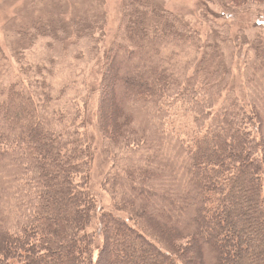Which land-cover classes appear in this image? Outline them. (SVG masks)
Returning <instances> with one entry per match:
<instances>
[{
  "label": "trees",
  "instance_id": "trees-1",
  "mask_svg": "<svg viewBox=\"0 0 264 264\" xmlns=\"http://www.w3.org/2000/svg\"><path fill=\"white\" fill-rule=\"evenodd\" d=\"M122 7L92 98L78 61L103 16L32 10L18 49L47 33L43 57L18 53L12 72L0 49V264H264V39H203L154 0ZM72 47L82 85L58 81ZM240 57L248 103L231 85ZM89 100L112 210L89 190Z\"/></svg>",
  "mask_w": 264,
  "mask_h": 264
},
{
  "label": "rangeland",
  "instance_id": "rangeland-1",
  "mask_svg": "<svg viewBox=\"0 0 264 264\" xmlns=\"http://www.w3.org/2000/svg\"><path fill=\"white\" fill-rule=\"evenodd\" d=\"M123 1L124 0H0V49L2 53L8 58L7 64L10 66L12 72H17L16 60L18 53L26 56L32 61L33 59L43 57L47 52V44L44 40L47 33H44L33 50L28 52H20L19 43L21 39L16 35L19 30L21 22H27L28 16L32 15V10H44L46 8H54L59 3L60 8L57 10L62 19L67 22L70 18L76 15H85L94 12L99 16H103V31L100 42L96 40L85 42L89 56L78 61V69L86 78L87 91H91V98L93 94L97 93L101 82L103 71V56L105 50L113 43L114 39L119 33L123 19ZM162 5L165 9L170 10L173 14L182 17L187 21L191 28L200 33L203 39H207L208 34L215 32L222 38H247L250 43L255 40L264 39V5H258L252 0H249L248 5H239L234 0H154ZM37 5V6H36ZM230 11V12H229ZM39 15V14H37ZM215 30L212 31L211 29ZM225 29V30H222ZM39 32V36H40ZM97 35V34H95ZM24 45H28V40L24 39ZM72 41H75L73 39ZM22 43V42H21ZM53 40H51V45ZM50 45V46H51ZM49 46V48H50ZM249 46V45H248ZM248 46L243 47V53ZM64 47H59L56 43V51L61 52ZM84 48L77 49L72 47L68 49L66 57H62L64 62L57 70L58 81L62 84L71 82L72 84L82 85L84 81L71 80L74 76V63L77 55H80ZM86 54V52H83ZM66 54V55H67ZM85 57V56H83ZM1 68V66H0ZM19 68V67H18ZM234 68L237 72L238 79L233 78L232 86L236 90V94L241 101L248 103L247 93L244 89L243 75L241 76L242 57L236 59ZM238 83L241 87L238 86ZM70 84V83H68ZM230 85V86H231ZM90 112L87 116L88 125L87 133L92 144L93 156L91 162V176H90V192L95 195L100 207L105 210H112V202L106 192L102 190V182L106 173L109 171L111 161L106 154L105 140L99 130L96 116V106L94 101L89 100ZM111 110V109H110ZM176 111L175 116L184 122V127L190 130V114L186 112ZM100 239H98V246ZM97 251L95 255H97Z\"/></svg>",
  "mask_w": 264,
  "mask_h": 264
}]
</instances>
